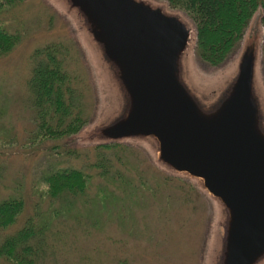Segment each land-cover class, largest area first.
Wrapping results in <instances>:
<instances>
[{"label":"rangeland","instance_id":"rangeland-1","mask_svg":"<svg viewBox=\"0 0 264 264\" xmlns=\"http://www.w3.org/2000/svg\"><path fill=\"white\" fill-rule=\"evenodd\" d=\"M151 1L166 5L169 13L180 14L193 27L185 73L207 100L218 96L224 79L223 87H229L231 81L226 83V79L238 72L249 35L256 31V90L264 117L262 9L254 14L240 48L215 66L202 61L195 52L193 21L184 12L171 9L165 0ZM0 25L19 36L15 48L0 58V164L4 167L0 202L12 197L25 200L24 211L7 233L21 228L31 216L36 221L46 217L52 220L46 231L50 243L47 257L35 264H220L226 215L201 181L159 161L153 138L110 141L95 136L98 127L122 111L124 100L75 9L65 0H22L0 9ZM48 47L57 48L67 69L76 76L75 84L83 90L88 114V122L78 133L58 142L37 137L30 87L34 66L41 58L37 51ZM190 87L202 105L210 108L192 84ZM115 142L122 146L106 149L104 154L120 156L122 160L113 161L114 169H121L137 186L132 191L97 175L99 170L91 166L98 155L96 146ZM57 143L60 148L55 154L51 148ZM54 166H75L94 175L86 196L78 198L69 213L55 215L61 204L52 206V199L44 193L43 174ZM103 185L113 189L116 198H103ZM5 234L0 231V237ZM259 264H264V259Z\"/></svg>","mask_w":264,"mask_h":264},{"label":"water","instance_id":"water-1","mask_svg":"<svg viewBox=\"0 0 264 264\" xmlns=\"http://www.w3.org/2000/svg\"><path fill=\"white\" fill-rule=\"evenodd\" d=\"M65 1L81 16L124 100L122 111L95 136L153 138L159 161L198 178L221 203L226 226L220 264H259L264 259V117L256 90V31L249 35L238 72L226 79L229 87H223L224 79L218 96L207 100L185 73L194 29L180 14L151 0Z\"/></svg>","mask_w":264,"mask_h":264},{"label":"trees","instance_id":"trees-1","mask_svg":"<svg viewBox=\"0 0 264 264\" xmlns=\"http://www.w3.org/2000/svg\"><path fill=\"white\" fill-rule=\"evenodd\" d=\"M20 1L22 0H0V9L14 6ZM165 1L171 9L184 12L193 21L196 28L195 52L202 61L211 65L223 64L240 48L259 8L263 11L261 21L264 26V0ZM18 41L17 34L7 31L0 25V58L8 55ZM37 52L41 58L34 66L30 81L37 137H40L41 141L58 142L78 133L88 122L84 94L83 90L77 88L76 76L67 69L65 60L59 57L56 47H48ZM121 144L120 142L98 144L96 146L98 155L91 166L99 170L97 175L132 191V188L135 189L137 186L131 183L121 169H114L113 161L120 160V156L115 158V154L112 156L104 154L106 149L119 148ZM59 148L60 145L57 143L51 149L58 154L56 150ZM3 175L4 167L0 164V180ZM93 176L87 170L75 166H54L46 171L42 178L46 186L44 193L52 199L50 201L52 206L57 202L61 204V210H54V214L69 213L76 205L77 199L86 196ZM167 178L168 175L165 176V179ZM144 185L148 187L147 181ZM100 190L103 198H116L115 191L108 185L101 186ZM96 200L97 197L93 199ZM24 209L25 200L21 197L7 198L0 202V231L6 232L0 237V264H5L4 261L11 264H35L47 257L50 243L46 231L51 226V219L46 217L43 221H36L31 216L21 228L13 233H7L11 230L8 228L16 224Z\"/></svg>","mask_w":264,"mask_h":264}]
</instances>
